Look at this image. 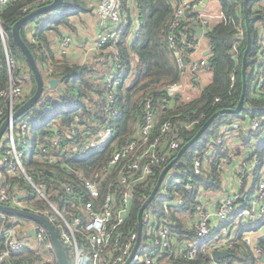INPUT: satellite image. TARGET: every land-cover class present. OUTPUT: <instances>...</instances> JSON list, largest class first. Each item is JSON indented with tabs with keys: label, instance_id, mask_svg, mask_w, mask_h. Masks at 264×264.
I'll return each mask as SVG.
<instances>
[{
	"label": "trees",
	"instance_id": "obj_1",
	"mask_svg": "<svg viewBox=\"0 0 264 264\" xmlns=\"http://www.w3.org/2000/svg\"><path fill=\"white\" fill-rule=\"evenodd\" d=\"M52 1L10 0L0 7V22L4 30L9 33V48L22 64L17 75L25 76V94L17 103V109L34 95L38 84L25 53L13 37L12 29L26 14ZM219 1L225 18L212 24L205 34L211 45L210 53L207 56L212 72L211 81L205 84L199 95L193 99L173 101L172 104L166 106L159 103L165 85L179 80L182 76V71L177 65L173 49L169 44L175 12V4L172 0H135L136 15L139 21L136 37H130L133 22L131 18L125 26H122L121 37L118 41L99 49L91 60L83 64L73 63L63 56L57 59L52 49L49 32L60 30L61 26L74 30L76 27L71 22V18L82 11L91 9L87 0H63L57 8L23 23L20 32L35 55L45 80V89L39 100L20 115L16 122L27 125L28 144L36 146L32 154L26 152L25 165L34 179L45 182L47 192L53 202L61 204L64 198L72 196L64 191L63 182L73 181L74 178L65 173L62 161L50 163L42 158L40 146L52 148L53 139L57 133L61 134L65 141L71 140L68 135L74 127H77L79 136L89 130H96L97 124L102 119L100 108L107 103V90L103 87V79L110 70V63L118 56L123 66L121 68L122 81L116 89V105L120 109V113L115 121V135L107 147L91 153L92 156L88 161L93 165H83L81 168L88 176L96 178L95 174L111 158L115 148L135 137L138 123L144 114L145 100L150 97L156 99L157 119L153 136L160 133L165 122H170L163 142L172 138H178L181 141L177 150H169L166 161L154 167L152 182L144 181L136 184L132 193L130 218L131 228L136 231L139 228V211L152 193L162 169L177 156L181 147L195 136L201 126L215 112L223 108L236 107L245 90L242 111L219 114L208 129L171 168L172 170L174 168L171 178L178 176L186 182L194 175L195 158L200 154L210 153V161L205 165L203 173L194 179V187L189 189L186 185L175 186L171 183L169 190L164 191V185H162L147 208L160 219L166 214L165 201L175 200L177 202V197L182 196L183 203H175L170 206L172 211L171 232L175 235L178 243L190 240L195 236L193 226L195 205L202 192L207 194L211 190L216 191L223 188L224 168L222 162L231 157V152L234 153L233 149L228 146V133L222 132V126L227 122L245 118H264V83L261 88L257 87L261 77L264 82V0H247L252 33L250 47L245 0ZM123 4L126 10H130L128 0H123ZM189 15L193 18L192 16L197 13H189ZM195 24V19L185 20L179 26V30L185 34L187 39H193L196 37ZM240 27L244 30L243 37H239L237 34ZM182 39V34H178L177 41L186 49V45L181 42ZM245 53H247V60L244 74ZM232 75L234 79L231 78ZM52 77L60 80L63 87L61 90L50 87L47 81ZM8 83L5 50L3 44L0 43V91L6 88ZM0 108L4 110L3 119H6L9 115V106L4 98H0ZM202 113H205V117L200 123L187 127L194 118ZM232 133L241 139V143L239 142L240 151L246 147L245 153L250 155L252 148L256 147L261 157V162L252 179H249V174L244 179V188L249 183L251 184L249 190H240L241 194H245V197L240 201L247 205L255 192L258 181L264 174V130H248L244 125H241L239 130ZM219 138H222L220 142ZM28 144L26 148H28ZM249 146H251V150ZM54 151L58 153L57 149ZM237 152L238 148L235 149V155H238ZM118 175L119 171L114 169L107 179L112 181ZM6 181L14 188L29 189L31 199H35L36 195L32 185L23 175L7 174ZM103 190H107V184L103 186ZM36 203L43 209L49 207L43 200H37ZM236 216L232 215L231 220ZM263 225L264 219L258 222H239L237 224L236 238L234 239L235 249L230 251L232 254L229 256L233 262L259 264L258 257L246 243L245 234L258 230ZM144 235L145 237L147 235L146 224L144 225ZM258 244L264 247V236L259 239ZM64 250L67 264H73L70 249L65 245ZM53 253L57 261L55 249ZM38 257L39 255L31 247H28L19 257H14L13 261L18 258L23 260L30 258L34 261ZM202 262L211 264L212 259L209 254L201 251L194 264Z\"/></svg>",
	"mask_w": 264,
	"mask_h": 264
},
{
	"label": "built area",
	"instance_id": "obj_2",
	"mask_svg": "<svg viewBox=\"0 0 264 264\" xmlns=\"http://www.w3.org/2000/svg\"><path fill=\"white\" fill-rule=\"evenodd\" d=\"M10 0H0V7ZM175 4L169 44L173 49L178 67L182 74L189 73V80L172 81L165 85L160 104L170 105L173 101H188L193 99L196 93L203 87V72L211 71L207 56L192 58L191 53L200 44L199 36L187 39L179 30V26L185 20L195 19L196 27H203L202 35H205L211 27V17L201 12L203 0H172ZM96 12L101 20L103 29L95 37L97 49H101L121 37L122 26H125L134 14L124 8L123 0H97ZM189 13H197L191 18ZM215 16L225 18L223 11ZM139 28L138 18H134L130 37L135 38ZM182 34V44L177 35ZM239 37L244 36V30L239 28ZM73 35H66L61 42V53L67 55L73 43ZM0 43L3 44L6 57V66L9 75V83L0 91V98L7 100L11 121L0 141V203L17 208H23L43 214L53 223L59 239L63 245L70 249L73 264H194L202 251L209 254L211 264H237L229 256L215 259L214 250L231 251L235 249L236 226L239 222H258L264 219V174L256 185L250 202L244 205L240 198L245 196L235 194L227 196L216 205H210L205 200L202 192L199 201L195 205V220L193 223L195 236L182 243H178L171 232L172 211L171 205L184 202L182 196L175 200L165 201L166 214L162 218L145 208L143 212V234L141 242L132 256L136 246L139 231L131 228L132 193L136 184L140 182H152L154 167L168 159L169 150L175 151L181 141L172 138L166 141L164 138L170 127V122H165L161 131L153 136L156 124V99L147 98L144 103V114L138 123L135 137L127 143L118 145L111 158L102 166L95 175L88 176L81 166H91L88 160L95 150L107 147L115 135V121L120 113L116 105V89L122 81V62L119 57L110 63V70L103 79V87L107 90V103L100 108L102 119L97 124L96 130H89L82 136L78 135L77 127L72 128L68 135L71 140L65 141L63 136L57 133L53 139V147L40 146L41 157L50 163L62 161L65 173L73 177V181H64L63 189L70 196L62 200V203L53 202L47 192L45 182L34 179L28 171L24 157L26 152L32 154L36 147L28 144L29 130L26 124H17L13 118L17 110V103L25 94L24 78L17 75L22 64L9 48V33L4 30L0 22ZM211 47V45H209ZM209 47V50L211 49ZM188 49V50H187ZM234 79V76L231 77ZM262 77L257 87L263 86ZM218 99V98H217ZM4 110L0 108V126ZM7 117V118H8ZM205 113L194 118L187 127H192L204 119ZM6 118V119H7ZM244 125L248 130H264V118H245L239 121L227 122L222 126V132L231 134ZM232 139L231 136H228ZM228 138V139H229ZM230 139V141H231ZM222 138H219L220 142ZM5 142V144H3ZM28 144V148L26 145ZM162 147V148H161ZM251 150V146H249ZM58 150V153L54 151ZM246 149V147H245ZM167 150V151H166ZM210 161V153L200 154L194 160V175L185 182L181 177L165 176L162 184L164 191H168L171 183L175 186L186 185L194 187V179L203 173L205 165ZM261 162L259 151L252 148L250 155L240 159L237 171L240 173L241 184L249 174L252 179L254 172ZM90 164V165H89ZM119 171L116 179L108 181V175L114 170ZM171 169V168H170ZM23 175L32 185L35 199H31V191L27 188H14L6 181V175ZM168 174V173H167ZM108 181V182H107ZM107 184V190L103 186ZM161 188V187H160ZM203 190V189H202ZM201 190V191H202ZM37 200L46 201L48 208L43 209ZM232 215H237L231 220ZM21 219H27L0 211V264H59L56 261L47 227L39 222L31 221L29 225H22ZM147 227V235H144V225ZM35 231V235L32 233ZM25 235H32L38 242V247H44L48 258L42 255L39 248L35 249ZM246 243L258 257V263L264 264L262 256L264 247L254 242L251 235L245 236ZM31 247L39 257L32 261L17 259ZM57 254V253H56ZM132 256V258H131ZM58 257V255H57ZM57 262V263H56ZM201 264H205L202 262Z\"/></svg>",
	"mask_w": 264,
	"mask_h": 264
},
{
	"label": "crops",
	"instance_id": "obj_3",
	"mask_svg": "<svg viewBox=\"0 0 264 264\" xmlns=\"http://www.w3.org/2000/svg\"><path fill=\"white\" fill-rule=\"evenodd\" d=\"M88 1V6L91 8L89 11H86L92 15L94 19V40H93V45L90 47H87V36L86 32H84L85 26L88 23V19L84 17V14L86 12L77 14L75 16H72L71 22L75 25V29H69L68 27L61 26L60 30L57 31H50L49 36L52 40V49L57 57V59L63 57H67L71 62L73 63H78V64H83L89 60H91L92 56L96 53L95 50L96 45H95V37L97 34L103 29V26L101 24V20L96 12V4L97 0H87ZM214 2L215 5L219 8L218 10L214 9H208V7L211 5V3ZM128 6H129V11L134 14V18L137 17L136 12H137V4L135 3V0H128ZM201 12L205 13L206 15L212 16L211 17V25L218 22L221 20L220 17L215 16L216 14L220 13L222 11L221 9V3L219 0H203V3L200 8ZM83 14V15H82ZM133 18V19H134ZM91 19V17H90ZM196 25H194L195 27ZM195 29V28H194ZM33 31V29H32ZM196 35L199 37V47L191 53L192 58H201L203 56H208L209 53L207 52L209 50V41L205 35L198 34L197 30ZM66 35H73V42L76 40L75 45L69 49L67 55H61V42L63 40V37ZM90 50V51H89ZM94 50V51H93ZM98 50V49H97ZM98 52V51H97ZM206 77H209V81L204 80ZM181 79H183L184 82H187L189 80V73L186 72V74H182ZM212 79V72H203V86L207 83H209ZM61 84V83H60ZM200 92L196 93V95H199ZM228 136H231V138L228 139V146L231 147L234 151L231 152V157L224 159L222 162V167L224 168L223 170V188L221 190H211L209 193L204 194L205 200L207 201L208 204L210 205H216L218 202L222 201L225 199L227 196L230 195H235V194H241V189H244L245 191H248L250 188V183L244 188V186L241 184L240 181V173L237 171L238 166L240 165V159L245 158L247 155L245 153V149L241 150L239 149V144L241 143V139L236 136L235 133L229 134ZM231 139V141H230ZM240 142V143H239ZM238 148V155H235V149ZM232 158V159H231ZM250 181V180H249ZM251 182V181H250ZM244 184V183H243ZM242 197L245 196V194L241 195ZM244 198V197H243ZM241 199V198H240ZM264 225L255 231H250L245 234L246 235H251L254 242H258L259 239L264 236ZM261 231V234L259 232Z\"/></svg>",
	"mask_w": 264,
	"mask_h": 264
},
{
	"label": "water",
	"instance_id": "obj_4",
	"mask_svg": "<svg viewBox=\"0 0 264 264\" xmlns=\"http://www.w3.org/2000/svg\"><path fill=\"white\" fill-rule=\"evenodd\" d=\"M63 0H53L52 2L43 5L41 7H38L36 9H34L33 11L29 12L28 14H26L24 17H22L13 27L12 29V34L13 37L15 39V41L17 42V44L21 47V49L23 50V52L25 53L28 63L31 66V69L36 77L37 80V90L34 93L33 96H31L28 100H26L14 113L13 118H18L20 115H22L24 112H26L28 109H30L38 100L39 98L42 96L44 89H45V80L43 77V74L39 68V65L37 63V60L35 58V55L33 54V52L31 51V49L29 48L28 44L26 43V41L24 40L23 36L21 35L20 29L21 26L23 25V23L33 19L34 17L45 13L47 11L53 10L55 8H57L60 4H62ZM245 15L247 18V30H248V43H249V47L252 44V33H251V27H250V18H249V12H248V8H247V0H245ZM198 32V34H202L203 33V27H196L195 28ZM208 53L210 52V50L207 51ZM246 60H247V53H245L244 55V74H245V70H246ZM244 81H245V75H244ZM50 85V87L52 88H58L59 90H61L63 87L60 84V80L56 77H52L49 78L47 81ZM244 100H245V90L243 92V95L238 103V105L234 108H223L218 110L217 112H215L202 126L201 128L198 130V132L195 134V136L190 139L189 141H187L179 150L177 156L172 159L161 171L160 176L158 178V181L156 183V185L154 186L152 193L149 195V197L146 199V201L143 203L140 211H139V235H138V240L136 243V246L133 250L132 256L134 255V253L136 252L141 239H142V234H143V212L145 210V208L151 203V201L153 200V198L156 196V194L158 193L161 184L165 178V176L167 175L168 171L170 170V168H172L174 166V164L182 157V155L184 154V152L208 129V127L212 124V122L214 121V119L222 113H239L242 111L243 107H244ZM11 121V117H8L7 119H5L3 121V123L0 126V141L2 140V137L4 136L6 129L9 125ZM0 211L8 213V214H12V215H16L19 217H23V218H27V219H31L34 221H39L41 223H43L50 234L51 240L54 244L55 247V251L58 255L59 258V264H67V258H66V254H65V250L64 247L59 239L57 230L55 229V226L53 225V223L48 219V217H46L43 214L37 213L35 211L32 210H28V209H23V208H17V207H13V206H9V205H4L0 203ZM32 233L35 235V231H32ZM232 253L230 251H221V250H214L213 251V256L215 259H219L220 257L223 256H228L231 255ZM131 256V258H132ZM262 259L264 260V255L262 256ZM127 264V263H126Z\"/></svg>",
	"mask_w": 264,
	"mask_h": 264
},
{
	"label": "rangeland",
	"instance_id": "obj_5",
	"mask_svg": "<svg viewBox=\"0 0 264 264\" xmlns=\"http://www.w3.org/2000/svg\"><path fill=\"white\" fill-rule=\"evenodd\" d=\"M214 9V10H218L219 8L215 5V3L214 2H212L211 3V5L208 7V9ZM83 12H86V11H82L81 13H83ZM84 14V13H83ZM82 14V15H83ZM59 14H58V12H57V16H58ZM84 17L85 18H87L88 19V23L86 24V26H85V29H84V32H86V36H87V47H90V46H92L93 45V40H94V33H95V29H94V19H93V17H92V15L90 16V14L88 13V12H86L85 14H84ZM90 17H91V19H90ZM75 43H76V40L72 43V45L70 46V48L69 49H71L74 45H75ZM99 50V49H98ZM97 49L95 50V52H97L98 51ZM90 51V50H89ZM94 51V50H93ZM38 63V62H37ZM40 68V67H39ZM28 77V76H27ZM204 80H206V81H209V77H206ZM173 170H174V168H173ZM173 170L172 169H170L169 170V172H168V176H167V178L169 177V176H171V174L173 173ZM20 223L22 224V225H29L30 223H31V221H29L28 219H21L20 220ZM264 231V230H263ZM259 234H261V231L259 232ZM26 236V238L29 240V242L32 244V246L35 248V249H37V248H39L38 247V242H37V240L35 239V237L34 236H32V235H25ZM39 250H41L43 253H42V255L45 257V258H48L51 254H47V251H45V249H44V247H40L39 248Z\"/></svg>",
	"mask_w": 264,
	"mask_h": 264
}]
</instances>
